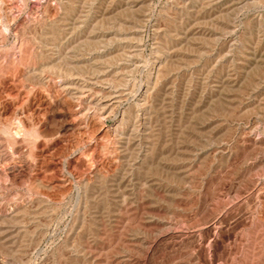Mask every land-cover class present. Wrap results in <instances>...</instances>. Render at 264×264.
<instances>
[{
	"label": "rangeland",
	"instance_id": "1",
	"mask_svg": "<svg viewBox=\"0 0 264 264\" xmlns=\"http://www.w3.org/2000/svg\"><path fill=\"white\" fill-rule=\"evenodd\" d=\"M0 264H264V0H0Z\"/></svg>",
	"mask_w": 264,
	"mask_h": 264
},
{
	"label": "bare ground",
	"instance_id": "2",
	"mask_svg": "<svg viewBox=\"0 0 264 264\" xmlns=\"http://www.w3.org/2000/svg\"><path fill=\"white\" fill-rule=\"evenodd\" d=\"M124 9V8H123ZM137 10V9H136ZM132 12V11H131ZM138 24V23H137ZM166 59V58H165ZM158 60V59H157ZM169 61V60H168ZM158 62V61H157ZM166 64V63H165ZM163 67H164V65L162 66V63L161 62H158L157 63V65L155 66V68H154V70H155V72H154V76L156 77L155 79L156 80H158L160 77H161V75H162V73H163ZM166 70V69H165ZM152 76V75H151ZM153 76V77H154ZM160 80V79H159ZM158 80V81H159ZM165 80V79H164ZM155 83V82H154ZM157 83V82H156ZM161 83H159L158 85H160ZM93 123H95V122H93ZM97 123V122H96ZM96 123L95 124H92V126L94 127V126H96ZM145 123V122H144ZM145 126V125H144ZM91 128V127H90ZM147 128V127H146ZM145 128V129H146ZM93 129V128H92ZM98 129V128H97ZM100 129V128H99ZM94 130V129H93ZM99 131H101V130H99ZM145 131V130H144ZM148 135V134H147ZM145 136V135H144ZM149 136H147V138H148ZM146 138V139H147ZM153 139H154V137H153ZM150 143V142H149ZM154 144V143H153ZM153 147V146H152ZM152 150V149H151ZM143 153V152H142ZM147 153H145V155H146ZM144 155V154H143ZM144 160V159H143ZM142 160V161H143ZM149 161V160H148ZM143 163V162H142ZM139 168V167H138Z\"/></svg>",
	"mask_w": 264,
	"mask_h": 264
}]
</instances>
